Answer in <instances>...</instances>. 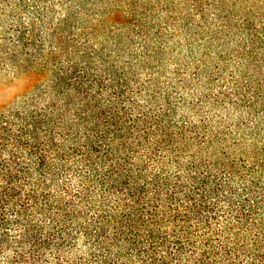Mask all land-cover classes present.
Returning a JSON list of instances; mask_svg holds the SVG:
<instances>
[{"label":"trees","instance_id":"obj_1","mask_svg":"<svg viewBox=\"0 0 264 264\" xmlns=\"http://www.w3.org/2000/svg\"><path fill=\"white\" fill-rule=\"evenodd\" d=\"M6 84L0 264H264V0H0Z\"/></svg>","mask_w":264,"mask_h":264},{"label":"rangeland","instance_id":"obj_2","mask_svg":"<svg viewBox=\"0 0 264 264\" xmlns=\"http://www.w3.org/2000/svg\"><path fill=\"white\" fill-rule=\"evenodd\" d=\"M16 82V81H15ZM8 85V86H7ZM1 86H7L6 88H3L0 90V99L4 98L6 96V93L9 92L11 89L9 88V84L1 85Z\"/></svg>","mask_w":264,"mask_h":264}]
</instances>
